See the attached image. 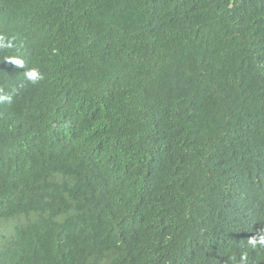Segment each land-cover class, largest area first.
Wrapping results in <instances>:
<instances>
[{"label":"trees","instance_id":"obj_1","mask_svg":"<svg viewBox=\"0 0 264 264\" xmlns=\"http://www.w3.org/2000/svg\"><path fill=\"white\" fill-rule=\"evenodd\" d=\"M0 44V264H264V0H0Z\"/></svg>","mask_w":264,"mask_h":264},{"label":"clouds","instance_id":"obj_2","mask_svg":"<svg viewBox=\"0 0 264 264\" xmlns=\"http://www.w3.org/2000/svg\"><path fill=\"white\" fill-rule=\"evenodd\" d=\"M10 46L11 45L0 44V48L10 47ZM8 60L13 65H15L16 67L24 68V62H23L22 59L15 58V57H10ZM24 74H25L26 78L29 81H31L33 84H36L38 81L43 79L42 74L39 72L38 69H35V68L26 70ZM4 101L10 102L11 101V97L8 96V95H0V102H4ZM250 241L252 243H255L256 242V238L252 237V238H250ZM259 243L264 244V230H262L261 234L259 235Z\"/></svg>","mask_w":264,"mask_h":264}]
</instances>
